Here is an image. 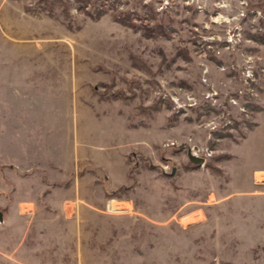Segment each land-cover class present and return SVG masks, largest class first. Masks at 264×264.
<instances>
[{"label":"rangeland","instance_id":"rangeland-1","mask_svg":"<svg viewBox=\"0 0 264 264\" xmlns=\"http://www.w3.org/2000/svg\"><path fill=\"white\" fill-rule=\"evenodd\" d=\"M0 214V264H264V0H0Z\"/></svg>","mask_w":264,"mask_h":264},{"label":"built area","instance_id":"built-area-1","mask_svg":"<svg viewBox=\"0 0 264 264\" xmlns=\"http://www.w3.org/2000/svg\"><path fill=\"white\" fill-rule=\"evenodd\" d=\"M246 79H250V77L248 75H246ZM186 98L188 100H192L193 97H190V96H186ZM188 153L194 155V156H197V157H203L205 158V156H209L210 155V152H208L207 148H205L204 150L203 149H199L198 147L196 146H190V149L188 150Z\"/></svg>","mask_w":264,"mask_h":264},{"label":"water","instance_id":"water-1","mask_svg":"<svg viewBox=\"0 0 264 264\" xmlns=\"http://www.w3.org/2000/svg\"><path fill=\"white\" fill-rule=\"evenodd\" d=\"M187 157H188V160L194 165H201L204 163V158L202 157H197L190 153L187 154ZM0 217H1V214H0Z\"/></svg>","mask_w":264,"mask_h":264},{"label":"bare ground","instance_id":"bare-ground-1","mask_svg":"<svg viewBox=\"0 0 264 264\" xmlns=\"http://www.w3.org/2000/svg\"><path fill=\"white\" fill-rule=\"evenodd\" d=\"M262 176H263V175H261V174L256 175L257 180L260 181V180L262 179Z\"/></svg>","mask_w":264,"mask_h":264},{"label":"trees","instance_id":"trees-1","mask_svg":"<svg viewBox=\"0 0 264 264\" xmlns=\"http://www.w3.org/2000/svg\"><path fill=\"white\" fill-rule=\"evenodd\" d=\"M261 43L263 42V41H260ZM192 164V163H191ZM192 166L194 167V168H196V167H198L199 165H194V164H192Z\"/></svg>","mask_w":264,"mask_h":264}]
</instances>
